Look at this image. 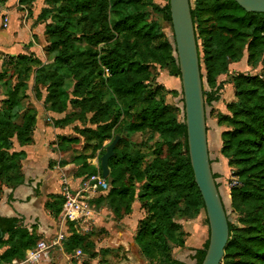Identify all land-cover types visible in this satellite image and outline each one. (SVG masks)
<instances>
[{
    "label": "trees",
    "instance_id": "1",
    "mask_svg": "<svg viewBox=\"0 0 264 264\" xmlns=\"http://www.w3.org/2000/svg\"><path fill=\"white\" fill-rule=\"evenodd\" d=\"M7 1L0 0V6ZM166 1L161 7L154 0H48L53 10L44 11L39 21H47V14L55 10V24H47L45 32L46 52L56 56L53 66L49 70L39 59L20 55L10 57L0 73V84L6 89L0 110V186L15 189L22 183L24 153L13 152L14 138L20 146L30 145L36 128L35 111L22 105L28 96L20 69L26 76L34 70L36 85L45 82L46 104L54 112L66 111L69 97L62 88L64 79L70 78L75 84L74 108H88L90 111L81 113L82 118L87 120V114L93 113L91 121L103 124L92 131L98 144L112 139L113 134L127 138L136 134H149L151 139L158 136L154 159L148 166L127 151L121 159L110 160L112 178L118 170L130 173L124 186L113 185L111 197L126 202L125 213H129L135 196L131 187L146 181L142 199L150 216L135 243L151 263L184 264L171 253L170 244L185 246L186 234L175 218L179 214L194 219L205 211V205L190 162L185 119L180 122L179 111L165 101L167 95L176 92L156 83V66L167 69L171 77L181 78L175 41L173 46L153 18L158 14L172 22L170 0ZM190 5L202 83L200 40L213 85L229 72L230 63L240 61L245 48L249 62L259 58L264 71V14L247 13L233 0H197V10L191 0ZM13 72L19 78L15 85L11 78L8 81ZM233 85L237 101L228 105L232 116L221 118L219 123L228 125L221 136V154L236 169L237 184L231 188L230 198L240 227L228 217L230 239L221 264H264V76L239 74ZM223 87L220 84L210 93L204 91L205 105L219 103ZM75 116L76 111L62 122L73 123ZM57 144L65 152L63 144ZM128 144V140L120 141L118 148L124 150ZM84 159L78 155L72 163ZM63 204L62 196H55L47 208L53 217H59ZM39 239L22 227L18 218L0 217V249L8 247L0 264L24 260ZM208 244L209 239L196 251L197 264H202ZM95 247L91 235L73 234L65 244L68 253L79 249L90 259L97 257Z\"/></svg>",
    "mask_w": 264,
    "mask_h": 264
},
{
    "label": "rangeland",
    "instance_id": "2",
    "mask_svg": "<svg viewBox=\"0 0 264 264\" xmlns=\"http://www.w3.org/2000/svg\"><path fill=\"white\" fill-rule=\"evenodd\" d=\"M39 2L41 5H39ZM154 2L161 7H164L167 4L166 0H154ZM191 3L192 8L197 10V0H191ZM18 4L23 6V8H21L23 11L26 10L30 14L33 12V9L39 5L41 9L39 16L44 11L52 9V6L48 3V0H18ZM55 13L56 12L54 10L50 14H47L49 19L45 22H49V25H54L55 22L52 21V16L55 15ZM153 18L160 23L164 35L174 46V33L172 24L164 21L163 17L158 14H154ZM76 34H78V32H76ZM199 45L202 59V73L204 77V91L210 93L211 91L218 89L220 84L224 85L223 89L220 90V102L213 103L210 106L206 105L208 148L212 171L213 174L218 176L216 182L219 184V191L225 204L227 216L229 217V220L232 224L240 227L239 216L233 211L230 198V190L234 185L237 184V181L234 178V172L236 169L231 167L229 165V161L221 154V149L223 146L221 136L222 133L228 129V125L227 123L220 124L219 120L221 118L232 116V113L228 110V105L237 101L235 98V89L233 85L234 78L239 74L249 76H264L263 66L259 58L249 62V53L247 48H245L240 61L230 63L229 72L226 75L218 77L213 85L205 69L203 42L201 40L199 41ZM46 47L44 51L47 60L44 62L42 61V63L47 69L50 70L54 64L56 56L55 54H48L46 52ZM173 55L176 57L175 54ZM7 64H9V58H5L3 60L1 71L4 70ZM12 65L13 64H10V67H12ZM20 70L21 76L19 77L21 80H26L27 89L25 91L26 95L28 96V98L23 101L22 105L27 109H33L35 111L37 115L35 131L38 130V135L41 137L43 136V131H45L44 134L48 136L49 146L52 150H57V141L58 143L60 142L63 144L62 146L65 150V152H63V161H65L66 164L68 162L72 165V168L68 170V173H66L67 176L71 178L74 183H77V187L80 184V186L83 187V183L85 182L89 184V186L86 188L87 192L84 194L86 198L88 197L87 202L89 203L90 208L93 210L94 215L96 216V213L98 212V214H101H97V216H100L101 221L109 225L108 227H105L99 224V228H97L95 231L94 229L96 227H92L94 232L92 231L88 234V236H92L94 242L98 244V248L104 247V249H110L106 250V254L103 257V261L105 263L109 261L111 264H118L125 257V253L123 251V245H125L124 242L129 241V243H132L133 240L135 242L136 236L141 231V229L144 228L142 227V224L145 223L150 216L147 210V203L142 199L144 196L143 187L146 184V181L142 183L135 182L131 187V189H133L135 192L134 201L129 206L130 212L125 213L127 203L113 200L111 197V191L113 189V185L118 187L124 186V184H126L130 178V173L118 170L112 178L110 176L112 170L109 167V175L107 178H104L101 167V159L107 153V149L110 147V145H112L115 139L119 138V141L114 149V156L110 160L114 158L117 160L121 159L119 157L123 156L127 151L126 154H130L133 157L137 156L142 158L144 167H146L154 159V145L158 141V136H155L153 139H151L149 134H136L130 138H127L125 135L113 134L112 139L98 144V142L93 138L94 135L92 134V131L97 130L98 126H102L103 124H96L93 122V120L91 121L93 113L87 114V120L83 119L85 116H82L81 113L83 111H90L88 108H83L81 110L79 108H74L72 101L75 84L70 78L64 79L65 82L62 89L69 98L66 104V111L60 113L52 111L46 104L48 86H46L45 82L36 85L35 71L31 69V73L28 72V76H26L23 75L22 69ZM106 73L108 72L106 71ZM155 73L156 83L158 85L164 86L166 89L176 92V94L167 95L165 101L168 105L175 107L179 111L178 119L180 122H183L184 100L181 80L179 78L171 77L167 69H161L159 66H156ZM10 78L13 82V85H15L19 80L14 72L9 75L8 81H10ZM5 90L6 89L2 86V84H0V95L3 96L0 100V110L1 103L5 99ZM113 110L114 109L111 108V111ZM74 111H76V116L72 118L73 123L67 124L62 122L68 116L73 115ZM124 140H128L129 144L127 148L122 150L123 147L121 146L118 148V144L120 141ZM78 155L85 157V159L79 161L80 163H72L73 159L78 157ZM112 180L115 181L114 184ZM76 188L74 187L73 189ZM62 199L64 201V197H62ZM111 201L115 203H112ZM202 211L203 210H201V212ZM190 220L193 219L179 214L175 218V222L182 226V230L184 222ZM204 221L208 226L207 216ZM183 238L186 239V236ZM118 247L120 248L117 249ZM170 247L172 250V257L175 258L179 255L178 249H180V247L173 244H170ZM195 256L189 259V264H197ZM186 259L188 260V258ZM145 260L147 259L145 258ZM9 264H12V262Z\"/></svg>",
    "mask_w": 264,
    "mask_h": 264
},
{
    "label": "crops",
    "instance_id": "3",
    "mask_svg": "<svg viewBox=\"0 0 264 264\" xmlns=\"http://www.w3.org/2000/svg\"><path fill=\"white\" fill-rule=\"evenodd\" d=\"M39 5H41L40 2ZM39 5L31 14L21 9L23 6L18 4V0H8L2 8L0 12V73L5 58L25 55L33 56L41 62L47 60L44 49L47 46L45 32L49 22L39 21L41 10ZM5 17H7L6 27L3 26ZM2 97L0 95V100ZM44 133L45 131L41 137L36 130L33 142L27 146H20L16 140L14 141L13 152L24 153L21 161L23 181L15 189L0 186V217L18 218L22 227L40 238L38 243L45 242L50 247L47 256H43L35 264H111L109 261L107 263L103 261L105 251L110 249L98 248L96 242V258H88L79 249L72 253L66 251L65 244L73 234L87 237L94 227H96L94 231L99 228V224L105 227L109 225L102 222L100 216H96L93 228L89 232H83L79 225H61L60 215L53 217L47 204L52 201V197H63L64 177L72 188H76L77 183H74L66 174L72 165L68 162L65 164L64 154L58 148V144L57 150L51 149L48 136ZM205 218L206 213L202 211L196 219L184 222L185 246L178 249L179 255L175 257L176 260L189 264V259L195 256L196 251L203 249L209 239V225L205 223ZM60 232L64 237L59 242L57 237ZM124 244L125 257L118 264H152L141 255L134 240L132 243L125 241ZM7 249L8 247L0 249V258ZM78 251L82 255L78 256ZM15 260L22 262L25 259Z\"/></svg>",
    "mask_w": 264,
    "mask_h": 264
},
{
    "label": "water",
    "instance_id": "4",
    "mask_svg": "<svg viewBox=\"0 0 264 264\" xmlns=\"http://www.w3.org/2000/svg\"><path fill=\"white\" fill-rule=\"evenodd\" d=\"M233 1L247 13L264 14V0ZM169 4L181 73L190 162L209 225V244L202 264H221L230 239L229 220L210 162L206 105L191 5L190 0H170ZM118 141L116 138L101 159L104 178L109 175V161Z\"/></svg>",
    "mask_w": 264,
    "mask_h": 264
},
{
    "label": "built area",
    "instance_id": "5",
    "mask_svg": "<svg viewBox=\"0 0 264 264\" xmlns=\"http://www.w3.org/2000/svg\"><path fill=\"white\" fill-rule=\"evenodd\" d=\"M3 6H0V12ZM4 27L7 26V17L4 18ZM83 187L80 185L73 189L70 183L63 179V197L64 204L62 212L60 214L59 220L61 225L66 226L68 224L79 225L83 232H89L92 229L93 223L96 219L93 210L90 208L89 203L87 202L88 197H85L86 188L89 186L87 182L83 183ZM62 232L59 233L57 240L60 242L63 240ZM50 247L45 242H39L37 246L29 251L26 255L25 260L22 262L13 261L12 264H35L43 256H47ZM82 255L78 251V256Z\"/></svg>",
    "mask_w": 264,
    "mask_h": 264
}]
</instances>
